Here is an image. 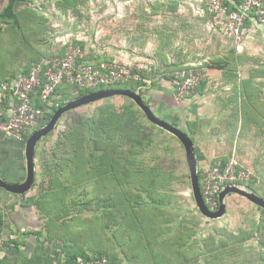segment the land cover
I'll return each instance as SVG.
<instances>
[{"label":"crops","instance_id":"obj_1","mask_svg":"<svg viewBox=\"0 0 264 264\" xmlns=\"http://www.w3.org/2000/svg\"><path fill=\"white\" fill-rule=\"evenodd\" d=\"M154 1L113 0L110 20L112 42L104 48L92 49L86 59L155 61V55L162 52L170 60L184 64L199 63L202 82L190 96L176 101L168 80L158 79L154 86L160 89L154 94L156 98L152 99L151 104L162 117L172 118L190 132L198 166L210 165L217 157L223 160L234 157L252 174L247 186L264 197V27L256 20H250L247 27H251V31L239 48L232 39L214 30L209 15L198 1H182L178 9L171 13L166 10V1L160 0L157 14H152L150 8ZM8 2L0 0V84L11 82L18 75L26 73L31 64L41 58L54 53L62 55L69 42L73 43L75 39H79V42L86 40L88 46L94 43L93 36L85 33L86 28L80 31V21L70 22L69 17L56 8L53 14L51 4L46 7L42 5L45 0L18 1L15 8L17 19L12 20L10 27V20L6 21L1 16ZM185 4L190 9L189 13L184 12L187 9ZM89 18L94 24L100 19L97 14ZM205 18L206 22L201 23ZM170 19L177 24L179 40L184 36L181 28H185L186 22L190 27L196 23L212 33L216 32L219 39L213 40L208 34L207 46L201 48L199 45L196 57L190 56V52H179L182 45L178 41L175 55L161 40L166 28H150L151 24L164 25ZM68 21L78 23V29H70L69 26L60 30L62 22ZM47 26L54 27L55 31H48ZM39 30L42 32L39 33ZM18 31L22 32L23 39L28 36L31 43L24 44ZM186 34L188 36L189 32ZM167 37L166 34L165 39ZM202 54L204 56L200 57ZM251 56L257 60L251 61ZM219 59L221 61L215 62ZM213 64L217 67H213ZM155 79L151 78L153 81ZM62 88L58 86L57 96L62 93ZM11 105L9 99L0 101V118L7 117ZM193 122L196 127L191 132L188 124ZM33 127L26 132L27 136ZM46 137L36 147L35 178L31 189L19 195L0 187L3 240L0 264H73L72 256H80V252L94 253L90 240H86L91 230L85 220L91 217L90 213L84 209L66 212L69 210L68 203H55L54 194H40L39 150ZM24 142L0 132V177L9 184H18L25 179ZM225 203V214L209 220L204 241L197 239L196 228V232L184 241L174 239L166 245L161 244L160 240L158 264H262L264 249L259 236L264 213L261 208L237 194L227 195ZM92 229L95 233V226ZM109 233L111 235L112 231ZM132 251H139L138 255L140 251L144 253L143 248H132L129 253ZM112 253H117L119 264H153L147 256L141 262L136 253H133L132 259H127L118 248ZM135 257L137 259L133 261Z\"/></svg>","mask_w":264,"mask_h":264},{"label":"trees","instance_id":"obj_2","mask_svg":"<svg viewBox=\"0 0 264 264\" xmlns=\"http://www.w3.org/2000/svg\"><path fill=\"white\" fill-rule=\"evenodd\" d=\"M18 1L26 2V0H9L1 12L3 19L6 21L17 19L15 8ZM165 1L166 10L171 13L175 12L182 3L181 0ZM85 2L86 0H56L54 6L63 15L68 16L71 22L72 20L79 22L84 17L82 5ZM200 2V7L205 10L204 0ZM159 4L160 0L154 1L150 8L152 14H157ZM205 12L212 23L210 14L206 10ZM93 14L96 13L88 12L89 17ZM248 24L250 19L246 21V25ZM79 28L81 31L85 27ZM214 30L218 31L215 27ZM83 41L79 42V39H75L73 45L78 44L85 50V61L97 64L103 60H115L97 58L96 61H89L86 56L92 49L96 50V47L92 44L88 46L86 40ZM155 61L156 71L151 69L144 72L139 79L85 89L78 94L72 93V86L62 84V93L57 96V87L53 100L62 105L73 98L103 88L138 90L143 97V91L146 90L150 95V102L143 99L154 113L180 127L190 136V132L175 120L168 116L162 117L154 109L151 101L156 96L150 92V89L155 87L156 80H168V72L193 64L170 60L162 52L155 55ZM218 61L221 60L215 62ZM194 65L200 66L199 63ZM215 66L216 64H213V67ZM150 67L152 68V65ZM155 77L157 78L155 81L151 80ZM36 98L37 101L34 103L40 105L38 96ZM122 98L128 99L129 102L116 105L107 98L96 102L90 113L72 116V119L58 132L53 146L48 151L49 158L42 157L43 152H39L42 157L39 158L40 194H54L55 203L56 201L68 203L69 210H65L66 212L71 209H84L91 215L85 220V224L91 230L86 240H90L94 253L89 255L80 252V256H72L73 264L78 257L88 259L100 255L117 261V253H112L115 248H118L127 259H132L135 255L133 253L139 257L137 252L132 251L133 253L130 254L129 250L143 248L153 264H158L157 248L160 240L161 244L168 245L174 239L184 241L197 231L195 227L183 223L179 216H170L166 212L162 214L165 208L171 207L169 203L171 195L165 196V194H170L168 187L172 183V177L157 160L150 161L145 157L144 153L152 143L154 135L147 132L144 122L147 119L142 111L129 98ZM55 109L56 107L47 113L43 123L35 124L31 132L46 123ZM188 127L192 132L196 123H189ZM202 169L203 167L199 166V174ZM261 211L264 213L263 209ZM199 215L203 218L201 214ZM112 224L116 225L110 235ZM93 226L96 229L95 233ZM197 239L204 241L205 236Z\"/></svg>","mask_w":264,"mask_h":264},{"label":"built area","instance_id":"obj_3","mask_svg":"<svg viewBox=\"0 0 264 264\" xmlns=\"http://www.w3.org/2000/svg\"><path fill=\"white\" fill-rule=\"evenodd\" d=\"M205 10L212 18V25L224 36L232 39L241 48L246 34L251 31L246 21L256 20L264 27V0H204ZM72 20V19H71ZM95 46V44H92ZM85 50L78 44H69L63 54L54 53L31 64L26 73L11 82L0 84V101L11 100L10 113L0 118V132L18 140L26 139V132L35 124L43 123L48 112L60 105L53 100L56 88L62 84L72 86V93L81 90L108 86L131 79H139L149 70L156 71L155 61H100L93 64L84 60ZM152 65V68L150 67ZM168 83L176 101L190 96L202 80L201 68L197 65L178 68L167 73ZM38 96L40 105L34 103ZM251 172L241 166L236 158H215L212 164L203 167L199 185L206 206L216 210L218 194L227 184L248 185ZM259 240L264 249V219ZM3 244L0 224V246ZM74 264H119L105 255L84 259L76 258ZM264 264V262L262 263Z\"/></svg>","mask_w":264,"mask_h":264},{"label":"rangeland","instance_id":"obj_4","mask_svg":"<svg viewBox=\"0 0 264 264\" xmlns=\"http://www.w3.org/2000/svg\"><path fill=\"white\" fill-rule=\"evenodd\" d=\"M112 1L113 0H86L85 4L82 5L83 6L82 14L84 17L80 19V23L82 26L86 28L85 33L87 34V36H93V41L96 44L95 47H97V49L104 48L105 45H109L110 42H112L111 39L113 37V34L111 32L112 27L110 25L111 16L113 13V10L111 7ZM121 1H124V0H121ZM181 1H183V3H188L189 0H181ZM196 1H198L199 4L201 3L200 0H196ZM50 4L53 7L52 13L55 14L56 12L54 11V8H55L54 5L56 4V0H45V3L42 5L47 6ZM185 6L187 7V9L184 12L189 13L188 10L190 9L188 5L185 4ZM124 10L125 8H123L122 11ZM89 11L95 12L100 17L97 23L94 24L90 22V18L88 16ZM206 17H208V15ZM172 19H170V21L166 22L164 25L161 24L160 26L157 25L158 23L153 24V26L151 24L150 28L151 30L152 29L159 30L161 26L166 28V32L164 33L165 35L167 34L168 37L165 39V35H164L161 40L164 42L167 48H170V50L171 49L173 50L175 55H177V51H175V48L177 47L176 43L178 41H180L182 48H183V49L181 48L179 52L183 54L190 52V56L193 55L194 57H196L197 56L196 52H197V49L199 48V45L201 46V48H205V46H207V41H209L208 34L211 35L210 38H212L213 40H215V38L219 39V37L215 34L217 31L212 33L211 31L202 27L200 24H196V23L195 24L192 23L191 24L192 27H190L188 26V23L186 22L185 28H181L183 29L182 31L184 32L183 35L185 37L182 36V40H179L177 39V35H176L177 24L173 23ZM206 20L207 18H205V20L201 23H205ZM70 22L69 21L68 23L62 22L61 26L59 27L60 30L68 29L69 26H70V29H74V28L78 29L77 23L71 24ZM9 24L11 27V24H13L12 20L9 21ZM47 30L54 32L55 28L54 27L52 28V26H49V27L47 26ZM22 32L18 31L19 35H21ZM40 32L42 31L39 30V33ZM51 32H48V33H51ZM187 32H189L188 36L186 34ZM21 40L24 44L31 43L28 36H26L24 39L22 36ZM203 56L204 54L200 55V57H203ZM190 58L192 59V57ZM249 58H252L251 61L257 60V58L253 56ZM159 89L160 87L158 86L152 87V89H150V92L155 94L156 92L159 91ZM143 92H144L143 98L147 100L148 102H150V95H148L146 90H144ZM107 100L112 101L116 105L129 102L128 99L122 98L121 96L108 98ZM95 104L96 103H92L89 105L81 106V107H78L74 110H71L65 113L61 117L55 131L52 132L51 135L47 136L43 140V143L41 144V149L39 150V152L41 153L43 152L42 157H46L47 159L49 158L48 151L53 146L57 138L58 132L65 127V124L72 119V116H75L81 113H90L92 109L94 108ZM144 122H145L147 132L154 135V139L152 143L150 144V146H148L146 153H144L145 157L149 158L150 161L152 159L157 160V162H159L164 169L168 170V173L172 177V183L168 187V193L170 194H165V196L171 195V198H169L170 199L169 203L171 207L165 208L162 214H165L166 212V214L168 213L170 216H179L180 219L183 220V223L188 222L186 224L187 226L191 225L197 229L198 238L204 237V235H206L207 224L209 220L211 219H205L204 217L202 219V217L199 215L200 213L194 207V201L192 198V193H191V188H190L188 168H187V164L185 160V153H184V149L182 145L170 133L162 129L160 130V128H158L157 126L153 125L152 123L148 121H144ZM42 157L40 156V158ZM39 171L41 172L40 165H39ZM115 225L116 224L111 225L109 232L115 229ZM146 256L147 254L145 252L143 253L140 251L138 260L142 262V260ZM136 259L137 258L135 257L133 261H136Z\"/></svg>","mask_w":264,"mask_h":264},{"label":"water","instance_id":"obj_5","mask_svg":"<svg viewBox=\"0 0 264 264\" xmlns=\"http://www.w3.org/2000/svg\"><path fill=\"white\" fill-rule=\"evenodd\" d=\"M116 96L129 98L142 111L148 122L158 128L170 133L182 145L185 153V160L188 168L190 188L194 206L196 210L207 219H218L226 212L225 198L229 194H237L246 198L251 203L264 210V197L252 190L244 184H227L221 188L218 194L219 205L216 210L209 209L201 195L199 185V166L197 152L191 137L180 127L171 124L160 116L156 115L151 107L147 105L138 90L131 91L122 88H103L96 91L86 93L84 95L66 101L54 110L50 119L39 128L32 131L24 142V156L26 160V176L25 179L18 184H9L0 177V187L12 193L23 195L31 189L35 178V162L36 147L38 142L50 134L58 125L61 117L78 107L99 102L101 100Z\"/></svg>","mask_w":264,"mask_h":264}]
</instances>
